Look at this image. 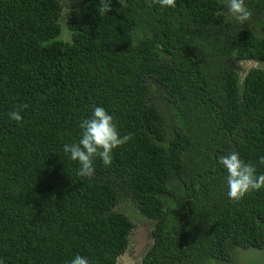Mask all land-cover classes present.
Returning a JSON list of instances; mask_svg holds the SVG:
<instances>
[{
  "label": "trees",
  "instance_id": "obj_1",
  "mask_svg": "<svg viewBox=\"0 0 264 264\" xmlns=\"http://www.w3.org/2000/svg\"><path fill=\"white\" fill-rule=\"evenodd\" d=\"M103 2L0 0V264H118L144 224L137 264L264 252V187L230 199L218 163L236 151L264 173V0L244 24L227 0ZM93 106L133 136L81 177L63 146Z\"/></svg>",
  "mask_w": 264,
  "mask_h": 264
},
{
  "label": "clouds",
  "instance_id": "obj_2",
  "mask_svg": "<svg viewBox=\"0 0 264 264\" xmlns=\"http://www.w3.org/2000/svg\"><path fill=\"white\" fill-rule=\"evenodd\" d=\"M122 8L126 7L123 0H119ZM153 4L161 7H176V0H152ZM151 6V4L149 5ZM103 14L112 10L109 0H104L97 9ZM121 11V9H117ZM227 12L240 24L250 20L253 13L247 7L245 0H227ZM28 105H17L8 113L9 118L21 122V113ZM80 138L71 144H65L63 151L70 154V158L78 161L80 168L78 175L92 177L95 174L94 160L99 157L105 166H111L115 149L125 145L132 139L133 134L122 135L116 121L103 106H93L91 116L83 119L79 124ZM218 163L227 173L228 196L239 202L246 194L264 187V173L257 174V167L251 162H245L236 151L218 157ZM259 165H264V155L258 159ZM68 264H90L87 257L75 255Z\"/></svg>",
  "mask_w": 264,
  "mask_h": 264
},
{
  "label": "water",
  "instance_id": "obj_3",
  "mask_svg": "<svg viewBox=\"0 0 264 264\" xmlns=\"http://www.w3.org/2000/svg\"><path fill=\"white\" fill-rule=\"evenodd\" d=\"M250 66L257 65V63L249 62ZM247 72H244L245 76ZM149 224H145L143 228L138 229L132 236L133 239V256L130 254H125L120 257L118 264H137L141 254L146 249L148 243L152 241L148 230Z\"/></svg>",
  "mask_w": 264,
  "mask_h": 264
},
{
  "label": "rangeland",
  "instance_id": "obj_4",
  "mask_svg": "<svg viewBox=\"0 0 264 264\" xmlns=\"http://www.w3.org/2000/svg\"><path fill=\"white\" fill-rule=\"evenodd\" d=\"M251 64H246V66H244V72H247V70H248V68L249 67H251L250 66ZM145 225V224H144ZM143 225V226H144ZM143 226H141L139 229H141V228H143ZM263 254H264V252L263 251H259V252H257L256 254H250V255H248L247 257L246 256H244V255H242L240 258H239V264H246L249 260H250V258H254L255 260H260L261 261V259H262V256H263ZM140 259V258H139Z\"/></svg>",
  "mask_w": 264,
  "mask_h": 264
},
{
  "label": "flooded vegetation",
  "instance_id": "obj_5",
  "mask_svg": "<svg viewBox=\"0 0 264 264\" xmlns=\"http://www.w3.org/2000/svg\"><path fill=\"white\" fill-rule=\"evenodd\" d=\"M129 254H130L131 256H133V250H132L131 252H129Z\"/></svg>",
  "mask_w": 264,
  "mask_h": 264
}]
</instances>
